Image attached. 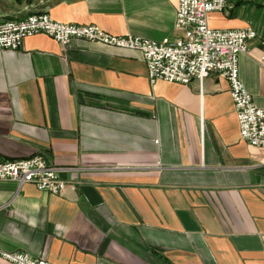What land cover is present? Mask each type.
Wrapping results in <instances>:
<instances>
[{
    "label": "crops",
    "instance_id": "crops-1",
    "mask_svg": "<svg viewBox=\"0 0 264 264\" xmlns=\"http://www.w3.org/2000/svg\"><path fill=\"white\" fill-rule=\"evenodd\" d=\"M178 0H0L160 42ZM213 29L252 28L239 78L264 109V0H226ZM43 155L60 194L0 181V250L53 264H264V148L241 140L228 82L150 84L138 51L38 34L0 50V156ZM0 264H11L0 258Z\"/></svg>",
    "mask_w": 264,
    "mask_h": 264
},
{
    "label": "built area",
    "instance_id": "built-area-1",
    "mask_svg": "<svg viewBox=\"0 0 264 264\" xmlns=\"http://www.w3.org/2000/svg\"><path fill=\"white\" fill-rule=\"evenodd\" d=\"M225 7L226 0H178L174 28L182 32V37L164 38L160 42L132 35L114 36L95 25L61 23L45 13L31 14L22 20L0 21V50L16 51L25 38L43 34L63 47H70L74 41H86L138 51L150 84L163 81L188 85L197 81L201 88L205 78L214 73L228 82L241 140L264 148V109L254 105L238 71V56L246 54L247 42L256 33L250 27L211 28L209 15L222 12ZM257 62L264 68V49ZM59 173L60 169L43 155L20 160L0 156V181L15 182L19 188L31 184L38 191L60 194L68 184ZM0 258L11 264H53L19 252L0 250Z\"/></svg>",
    "mask_w": 264,
    "mask_h": 264
}]
</instances>
